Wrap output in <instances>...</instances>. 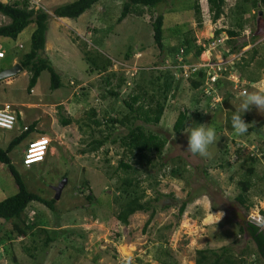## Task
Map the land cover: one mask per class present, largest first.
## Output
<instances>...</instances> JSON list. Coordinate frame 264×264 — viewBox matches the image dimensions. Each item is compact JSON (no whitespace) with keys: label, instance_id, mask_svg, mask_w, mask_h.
Listing matches in <instances>:
<instances>
[{"label":"rangeland","instance_id":"1","mask_svg":"<svg viewBox=\"0 0 264 264\" xmlns=\"http://www.w3.org/2000/svg\"><path fill=\"white\" fill-rule=\"evenodd\" d=\"M1 1L8 3L12 0ZM73 1L75 0H32V3L44 8L50 15L45 56L61 76V88L52 91L51 76L47 71L42 73L31 95L27 92L29 72L22 71L14 77L12 83L11 78L0 83V104L5 105V108L12 104L18 115L20 114L13 131L0 129V144L3 150L8 148L19 130L22 133L25 127L35 121L38 122L37 129L40 132L50 131L53 135L48 132L46 134L52 139L49 153L51 150L53 153L45 163L34 165L30 169L22 165L27 143L30 139L40 137L39 132L22 142L11 152L10 157L28 190L47 200L55 198L53 187L67 180L55 205V212L32 203L25 213L27 218L32 216L28 224L34 233L39 229L33 226V223L40 226L44 224L51 234L58 232V235L55 234L58 239L46 250H43L45 236L41 233L16 240L11 254L16 257L17 263L12 257L3 256V248H0V264H195L196 251L202 249L218 250L229 246L238 256L246 250H254L248 243V236L241 238L238 226L234 223L243 220L251 222L250 218L255 217L264 218L261 213L264 211V193L261 191L264 190V128L261 131L262 136H259L260 133L241 136L226 129L217 132L216 143L212 145L215 147H210V158H202L185 151L190 127L196 124L212 125L215 129L225 126V111L221 107L211 110L205 99L193 92L186 82L181 84L176 97L170 100L160 125L146 126L169 139L165 150L166 161H173L170 167L179 165L178 167L184 170L183 177L180 179L169 174L160 177L159 190L165 197L159 203L158 213L149 227L145 228L149 213H136L129 219L127 226L117 222L115 216L119 208L114 197L119 194V179L118 176L112 175L123 151L111 145H106L97 153L85 150H88L92 131H97L96 126L90 123L91 112H95V119L101 122L107 116H123L128 110L121 100H115L107 94V74L89 73V65L83 57V52L89 49L84 47L81 40L87 42L92 51L112 58L115 63L127 62L118 55L129 47L134 46L135 51L139 49L138 45H142L146 51L142 54L137 52L132 61L124 65L125 71L133 69V65L148 67L155 61V54L159 52L153 46L150 47L153 44V34L152 30L146 27L150 26L149 23L145 22L147 25L144 26V22L140 23V20L135 18L117 22L122 12L123 0H102L78 20L58 19L54 16L56 8ZM227 1L230 5L225 7V15L217 24L208 20V9L203 5L205 21L200 28L193 9L195 0H176L173 4L160 7L156 12L157 15L163 13L166 18V45L175 44L177 36H184L189 31L194 32L198 42L204 43L214 38L217 30L230 28L231 10L234 9L235 3L234 0ZM200 3H205V0H200ZM253 10L254 13L261 11L244 31L246 37L240 40V44L250 43L253 34L259 36L258 40L260 39L262 45L258 47L264 56V8ZM94 17L98 19L97 23ZM9 22L8 18L0 15V26ZM87 25L88 29L85 31ZM105 28L107 29L104 30ZM34 30V25L29 26L16 40L0 38V44L7 53V58L0 60V72L11 65V60H20L30 51ZM174 30H179L181 34H175ZM77 36L81 37V40L75 43ZM223 36L225 37V34ZM223 48L227 49L224 46L215 50V53L204 54L200 58L201 61L206 63L212 58L222 61ZM249 49L245 48L244 51ZM260 63L262 56L250 67L251 77L253 75L257 81L264 77V66L260 68ZM250 73L244 70L241 75L247 79ZM233 76L238 78L236 74ZM71 79L75 82L74 93L69 85ZM244 81L248 84L247 80ZM248 90L251 91L252 88ZM130 91L129 88L122 90L124 94ZM192 98H200L201 103L196 104ZM55 104L62 105L60 115L72 118V125L62 126L58 106ZM182 105L189 108L190 117L186 131L176 135L173 125ZM247 113L251 119H245L250 124L249 127L264 120V114L255 107ZM197 115L201 116L200 119H197ZM86 125H89L90 129ZM100 129L105 130V127L101 126ZM224 144L227 153L221 152ZM238 144H241V147ZM253 155L257 157L258 162L252 180L258 184L249 193L253 208L247 214L236 203L235 198L241 193L238 182L248 177V157ZM183 162H186V167ZM85 181L93 190L95 200L92 204L88 202L85 194H81L82 190L88 193L82 185ZM18 191L8 166L0 163V202L13 197ZM184 201L190 203L185 214L178 218ZM167 206L169 208L164 209ZM10 229L11 223L0 220V230L3 231L0 236ZM261 229L264 231V225ZM113 232L120 234V241L111 239ZM237 239L241 242L234 244ZM33 247L39 248L38 260L32 259L24 250H32ZM251 261L252 259L247 257V264H251Z\"/></svg>","mask_w":264,"mask_h":264},{"label":"trees","instance_id":"2","mask_svg":"<svg viewBox=\"0 0 264 264\" xmlns=\"http://www.w3.org/2000/svg\"><path fill=\"white\" fill-rule=\"evenodd\" d=\"M100 1L102 0H75L56 8L54 16L58 19L78 20ZM173 1L175 2L176 0H123L122 12L117 22L122 23L127 19L135 18L140 20V23L144 22V26L147 25L145 22L149 23L150 26L146 27L152 30L153 44L150 47L153 46L159 53L155 54V61L148 67L133 65V69H126L127 71L124 68V65L132 61L137 52L142 54L146 51L142 45H138L139 49L135 51L134 46L124 50L118 57L120 58L122 56L127 62L115 63L112 58L106 57L97 51H92L89 48V44L80 39L81 37H76L77 40L75 43L81 40L84 47L89 49L83 52L84 61L89 65V73H96L97 75L107 74V80L105 82L107 94L115 100H121L124 107L128 110L123 116H107L101 122L95 119V112H91L90 123L96 126L97 131H92V139L88 143V150H85L86 152L97 153L104 149L106 145L122 149V157L118 161V166L114 170L112 177L116 175L119 179V186L117 187L119 194L114 197L119 208L115 218L117 222L124 226L129 224V219L133 215L142 212L149 213V219L145 224V228L149 227L158 213L159 203L165 197L159 190L161 183L160 177L167 176L168 174L180 179L183 177L184 170L180 169L178 167L179 165L177 167H170L173 161H166L165 150L169 145V139L146 127H158L160 125L170 100L176 97V93L180 90L181 84L186 82L193 92H197L201 96L200 98L203 97L205 99L211 110L221 107L225 111V126L218 127L216 132H221L226 129L233 133L231 116L236 109L234 99L241 90L246 89V87L251 89L252 85L257 81L253 75L251 77L252 70H250V67L258 57L262 56V63L259 64L260 68L264 66V56L258 47V45H262L260 39L258 40L259 36L253 34L250 43L244 42L240 44V40L246 37L244 31L250 25V22L259 16L261 11L259 10L254 13L253 9H263L264 0H234L233 2L235 4L234 9L231 10L230 28L217 30L214 38L204 43L198 42L194 32L189 31L184 36H177L175 44L167 46L165 34L166 18L163 13L157 15L156 11L164 5L173 4ZM203 5L208 9V20L213 24H217L221 17L225 15V7L230 5V3L227 0H205V3H200V0H195L193 9L199 28L203 26L202 24L205 21ZM0 15L10 20L8 24L0 26V38L16 40L29 26L34 25L35 30L31 36L30 51L19 60L24 71L30 74L27 87L28 94L31 95L42 73L46 71L51 76L50 88L52 91L60 89L62 84L61 76L58 74L52 62L45 56L50 22V15L47 11L44 8L37 7L32 3V0H12L8 3H3L0 0ZM147 16L150 18L148 19ZM95 20L97 23L98 19L95 18ZM88 25L85 31H87ZM94 31L99 32L97 29H94ZM101 32H104L103 28ZM174 33L181 34L179 30H174ZM223 34L226 35V41L218 44L215 49L217 50L224 46L227 48H223L222 62L226 63L232 56L237 57L232 61L231 65L224 66L226 70L217 71L216 74L219 75V78L215 82L214 88L210 90V93H207L204 88L208 70L199 69L195 72H192L193 70L185 72L183 66L200 63V58L210 50V45L219 41ZM100 39L101 41L103 40V38ZM249 45H253V47L243 52ZM215 50H211V53H215ZM179 57L183 59L182 62L179 61ZM211 61L213 64L219 62L213 58ZM244 70H248L249 73L251 72L247 79L241 75ZM233 74H236L240 80L238 89L234 87L235 83L230 79ZM71 80L73 81V79ZM244 80H247L248 84ZM74 85L75 82L70 86L72 92L74 91L73 88H75ZM124 88L131 89L130 93L124 94L122 92ZM215 97L220 98V101L214 102L213 98ZM200 98H192V101L200 104ZM55 105L58 106L57 109L59 117L61 116L60 122L62 126L68 127L72 125L74 122L72 118L64 117L62 114L60 115V111L63 110L62 105ZM10 109L16 114L17 125L20 114L18 115L14 106L10 107ZM189 117V108L186 105L179 107L178 115L173 125V132L176 135H181L186 131ZM200 117V115H197V119H200ZM247 117L249 118L250 116L248 113H245L244 119ZM249 121H251L250 118ZM37 126L38 122L35 121L26 127V130H23L18 137L9 143L6 150H3L0 144V163L8 166L19 189L16 195L0 202V220L12 224V229L6 230L0 236V248H3V256L12 257L15 263H17V259L11 254V251L13 243L16 240L27 239L31 235L35 236L41 233L45 236L43 250H46L50 244L55 243L58 239L55 235H58V232L51 234L43 226L44 224L40 226L37 223H33L32 225L39 229L37 233H34L33 228L28 224L32 216L31 218H27L25 214L32 203L40 204L48 210L55 212L57 201L55 199L47 200L41 195L29 191L21 175L13 166L10 157L14 149L36 132H39L41 136H47L46 134L50 133L43 130L40 132ZM101 126H104L105 130L100 129ZM86 127L90 129L89 125H86ZM263 128L264 120H260L249 127L246 135L260 133L259 136H262L261 131ZM34 139H30L29 141ZM238 145L240 146L241 144ZM212 147L214 148L215 146ZM262 151H264V148ZM108 152L109 149L107 150V154ZM221 152L227 153L225 144ZM257 162L258 160L255 155L248 157V163L250 164L247 169L248 177L238 182L241 193L235 198V201L247 214L253 208L249 193L258 184L252 180V177L256 173L255 165ZM22 165L27 168L23 160ZM184 165L186 167V162H183ZM82 185L88 193L86 194L82 190L81 194H85L88 202L92 204L95 200L93 190L89 187L87 181L83 182ZM261 191L264 193L263 189ZM189 203L188 201L182 203L178 218H181L185 214ZM166 208L168 209L169 206L164 209ZM261 213L264 217V211ZM234 224L238 226L241 238L248 236V243L254 247V250H246L238 256L229 246L218 250L202 249L196 251L195 264H247V257L252 259L251 264H264V231L255 224L245 220ZM2 232L0 230V234ZM120 238L121 236L118 232L111 234V239L115 242L120 241ZM240 242L237 239L234 244ZM24 250L31 255L32 259L36 258L38 260L40 254L39 248L33 247L32 250L24 248Z\"/></svg>","mask_w":264,"mask_h":264},{"label":"clouds","instance_id":"3","mask_svg":"<svg viewBox=\"0 0 264 264\" xmlns=\"http://www.w3.org/2000/svg\"><path fill=\"white\" fill-rule=\"evenodd\" d=\"M20 47L22 48V45ZM0 49L4 53V57H2V58L0 57V60H2V59H5L7 57V54H6V52L3 49L1 44H0ZM243 52H246V51H243ZM232 57L236 58L237 56H232ZM18 65H20V64H18ZM23 72H24V69H23ZM25 72H27V71H25ZM19 74H21V73H19ZM14 77H16V76H14ZM14 77H11V78H14ZM7 79H9V78H7ZM4 80H6V79H4ZM4 80H2V81H4ZM71 84H74V82L73 81H72V83L69 82L70 86H71ZM234 103L236 104V109L231 116V128L233 129V131L237 135L243 136L244 134H246L248 132L249 125H250L249 123H247L245 121L244 114L251 111V109L253 107L257 108L260 113L264 114V77H261L258 81H256L252 85L251 91H249L248 89L241 90L238 93V95L235 97ZM26 129L27 128L25 127V130ZM42 137L50 139L49 137H47L45 135L37 137V138L35 137V139L42 138ZM216 139H217V132H216V129L214 126L208 125V124H196V126L190 127V130L188 132L187 148L185 151H187L193 155H198L202 158H210L212 156V152L210 151V147L216 143ZM50 141L52 142V139H50ZM28 143L26 145V148L28 147ZM49 149H50V146H49ZM49 149H48V153H49ZM48 153H47L45 160L43 162H46ZM23 157H24V153H23ZM42 163H39V164H42ZM34 165H38V164H34ZM34 165H32V166H34ZM31 167H27V168H31ZM254 219L257 222L258 226L264 225V218L255 217Z\"/></svg>","mask_w":264,"mask_h":264},{"label":"built area","instance_id":"4","mask_svg":"<svg viewBox=\"0 0 264 264\" xmlns=\"http://www.w3.org/2000/svg\"><path fill=\"white\" fill-rule=\"evenodd\" d=\"M226 39L227 38L225 35V37L223 36L221 39H219V41L212 43L210 45V50L207 53L211 52V50H215L218 44H220L222 41ZM0 57L1 58L4 57V53L1 51V49H0ZM234 59H235L234 57H231L229 61H226V63H223L222 61H220L214 64L212 63L211 60H209L206 63H203V61H201L200 63H197V64L185 65L183 66V68L185 72H188V70H193L192 72H195L196 70H199V69L208 70L204 90L207 93H210V90L214 88V84L219 78V75L216 74L217 71H221L223 69L226 70L224 66L229 65V64L231 65ZM179 61L182 62L183 59L179 57ZM230 79L234 81L235 88L238 89L239 83H240L239 79L233 75L230 77ZM213 99H214V102L220 101V98L218 97H215ZM16 120H17V117L15 113L12 110H10V108L7 107V108L0 110V129L7 130V131L13 130L16 125ZM50 144H51L50 139H47L45 137L30 141L28 143V147L26 148L24 152V157H23L24 165L26 167H31L34 164L42 163L45 160V157L48 153Z\"/></svg>","mask_w":264,"mask_h":264},{"label":"water","instance_id":"5","mask_svg":"<svg viewBox=\"0 0 264 264\" xmlns=\"http://www.w3.org/2000/svg\"><path fill=\"white\" fill-rule=\"evenodd\" d=\"M261 15V14H260ZM23 71V68L20 65H17L13 68H8L3 70L2 72H0V81L7 79V78H11L14 76H17L19 73H21ZM67 184V180H64L60 185L53 187V190L55 192V200L58 201L61 197L62 191L64 189V187ZM250 221L255 224L256 226H258L257 222L255 221L254 218H250ZM258 227L262 228L263 225H259Z\"/></svg>","mask_w":264,"mask_h":264},{"label":"crops","instance_id":"6","mask_svg":"<svg viewBox=\"0 0 264 264\" xmlns=\"http://www.w3.org/2000/svg\"><path fill=\"white\" fill-rule=\"evenodd\" d=\"M46 45H47V43H46ZM2 47H3V46H2ZM252 47H253V45H252V46L249 45L247 48H250V49H251ZM250 49H249V50H250ZM46 50H47V49H46ZM6 54H7V53H6ZM6 58H7V57H6ZM10 64H11V65L8 66L6 69H8V68H12V67H14V66L20 64V61H19L17 58H14L13 60L10 61ZM20 65H21V64H20ZM1 70H4V69H1ZM11 79H12V80H11V83H12V81H13L14 78H11ZM7 85H10V84H7ZM3 106H5V105L0 104V110L4 108ZM7 106H9V108H10V107H12L13 105H12V104H8ZM18 132H19V133L16 135V137H18V136L21 134V133H20V132H21L20 130H19ZM48 132H50V131H48ZM50 133H51V132H50ZM51 134H52V133H51ZM52 136H53V135H52ZM16 137H15V138H16ZM15 138H14V139H15ZM52 153H53V150L50 151L49 155L47 156L46 161H48V158L50 157V155H51Z\"/></svg>","mask_w":264,"mask_h":264}]
</instances>
